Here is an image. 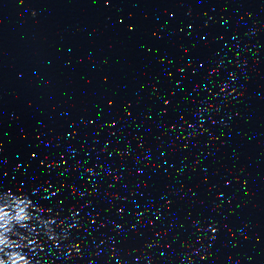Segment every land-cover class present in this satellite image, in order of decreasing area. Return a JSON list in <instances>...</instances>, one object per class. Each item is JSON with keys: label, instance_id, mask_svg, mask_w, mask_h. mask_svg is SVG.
Here are the masks:
<instances>
[{"label": "water", "instance_id": "1", "mask_svg": "<svg viewBox=\"0 0 264 264\" xmlns=\"http://www.w3.org/2000/svg\"><path fill=\"white\" fill-rule=\"evenodd\" d=\"M8 191L33 264H264V0H0Z\"/></svg>", "mask_w": 264, "mask_h": 264}, {"label": "clouds", "instance_id": "2", "mask_svg": "<svg viewBox=\"0 0 264 264\" xmlns=\"http://www.w3.org/2000/svg\"><path fill=\"white\" fill-rule=\"evenodd\" d=\"M32 14L36 15L35 12ZM42 212L43 209L34 207L32 201L23 195H15L11 191L0 194V264H33L26 250H43L42 241L33 235L36 232L34 222L41 226L42 235L48 237L51 243H56L52 227L55 221L37 220L35 214ZM44 214L50 215L49 212ZM63 223L60 221V225Z\"/></svg>", "mask_w": 264, "mask_h": 264}]
</instances>
